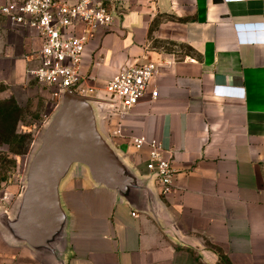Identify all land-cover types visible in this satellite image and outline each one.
<instances>
[{"label": "crops", "instance_id": "crops-1", "mask_svg": "<svg viewBox=\"0 0 264 264\" xmlns=\"http://www.w3.org/2000/svg\"><path fill=\"white\" fill-rule=\"evenodd\" d=\"M115 7L113 25L93 32L85 47L82 87L93 92L82 97L104 104L99 127L145 188L139 207L75 167L60 189L68 223L59 255L36 253L0 228V264H264V0H118ZM41 45L0 16V61L10 63L13 84L28 80ZM145 62L158 67L147 94L113 110L105 82ZM139 136L160 144L175 171L165 197L145 169L148 147L133 146ZM22 180L3 190L8 211Z\"/></svg>", "mask_w": 264, "mask_h": 264}, {"label": "water", "instance_id": "water-1", "mask_svg": "<svg viewBox=\"0 0 264 264\" xmlns=\"http://www.w3.org/2000/svg\"><path fill=\"white\" fill-rule=\"evenodd\" d=\"M103 115L101 102L66 92L60 95L28 159L16 209L0 210V228L13 242L44 256L59 255L68 223L60 189L75 167L83 170L94 186L139 207L145 188L101 131ZM151 201L155 209L156 201Z\"/></svg>", "mask_w": 264, "mask_h": 264}, {"label": "built area", "instance_id": "built-area-1", "mask_svg": "<svg viewBox=\"0 0 264 264\" xmlns=\"http://www.w3.org/2000/svg\"><path fill=\"white\" fill-rule=\"evenodd\" d=\"M117 1L13 0L0 5V16L10 26L31 30L42 42L36 56L37 65L26 69V78L53 88L57 97L64 92L79 97L93 92L82 87V56L92 33L108 30L113 25ZM157 73L155 63L145 62L125 66L107 79L104 91L112 102V109L120 112L136 106L147 94L149 83ZM149 95L154 100L157 92L153 90ZM145 145L149 152L145 169L157 184L159 195L165 197L172 191L175 171L155 140L143 136L133 140L136 150ZM8 209L9 195L0 191V210Z\"/></svg>", "mask_w": 264, "mask_h": 264}, {"label": "rangeland", "instance_id": "rangeland-1", "mask_svg": "<svg viewBox=\"0 0 264 264\" xmlns=\"http://www.w3.org/2000/svg\"><path fill=\"white\" fill-rule=\"evenodd\" d=\"M0 68L4 71L0 74V191H3L24 175L26 160L37 148L59 97L54 89L35 80H27L21 86L13 84L9 62L0 61ZM5 89L10 90L5 92ZM8 93L15 99L6 98ZM1 221L0 217V227Z\"/></svg>", "mask_w": 264, "mask_h": 264}]
</instances>
